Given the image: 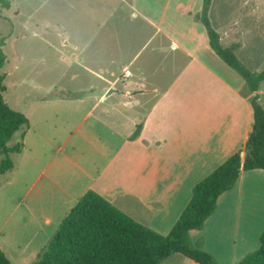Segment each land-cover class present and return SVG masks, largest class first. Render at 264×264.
I'll return each mask as SVG.
<instances>
[{
  "label": "crops",
  "instance_id": "0c3cea01",
  "mask_svg": "<svg viewBox=\"0 0 264 264\" xmlns=\"http://www.w3.org/2000/svg\"><path fill=\"white\" fill-rule=\"evenodd\" d=\"M81 2L85 22L76 29L62 24L63 91L35 94L28 111L19 109L29 125L8 142L12 146L23 133L22 151L10 153L14 167L0 173V200L8 198L9 213L10 205L11 212L19 209L29 229L46 230L57 228L92 189L165 235L193 186L244 146L253 123L250 97L259 100L261 83L256 92L243 93L244 79L209 45L196 17L202 5L194 11L184 0ZM239 20L226 18L214 27L234 52L243 46L236 39ZM126 68L131 75L124 77ZM256 170L242 171L203 227L191 230L192 244L219 264H237L250 242L259 245L262 231L248 240L249 223L228 211ZM11 253L21 254L19 248Z\"/></svg>",
  "mask_w": 264,
  "mask_h": 264
},
{
  "label": "trees",
  "instance_id": "16d2710c",
  "mask_svg": "<svg viewBox=\"0 0 264 264\" xmlns=\"http://www.w3.org/2000/svg\"><path fill=\"white\" fill-rule=\"evenodd\" d=\"M211 2L202 0V9L196 15L206 29L209 45L244 79L247 93L256 92L264 81V70H249L238 59L234 46L221 44L219 33L208 16ZM9 5L10 0H0L1 7L8 8ZM2 44L1 38L0 68L6 58ZM3 79L4 75L0 74V155H3L0 173L14 167L9 154L20 153L23 149V133L12 146L8 145L9 140L17 130L29 125L27 116L6 102ZM250 104L253 123L244 146L193 186L187 205L167 234H160L139 223L105 197L88 189L61 220L31 264H160L174 253L198 264H219L208 251L191 243L189 232L203 227L219 196L233 188L242 171L264 169V107L258 100V94L250 97ZM241 151L245 152L243 159ZM258 241V247L245 254L237 264H264V230ZM0 264H12L1 248Z\"/></svg>",
  "mask_w": 264,
  "mask_h": 264
},
{
  "label": "rangeland",
  "instance_id": "374dc122",
  "mask_svg": "<svg viewBox=\"0 0 264 264\" xmlns=\"http://www.w3.org/2000/svg\"><path fill=\"white\" fill-rule=\"evenodd\" d=\"M212 1L213 8L208 14L212 26L216 28V23L224 25V19L238 17L240 19L238 24L242 27L237 31L236 39L242 41L243 46L237 48L235 53L249 70H264V0ZM183 3L198 11L201 9L202 0H184ZM83 5L85 4L81 0L71 3L61 0H10L9 8L0 6V39L3 38L4 41L1 48L6 56L0 74L4 75L3 96L10 107L28 111V99L33 95L63 91L60 86L67 78L60 73L58 66L66 29L62 24L72 23L73 28L76 29V23L85 22L83 14H79L80 6ZM229 69L235 76L241 77L234 69L231 67ZM260 92L259 102L264 107V81L261 82ZM243 93H247L245 88ZM16 139L17 137L12 138L11 143ZM9 156L15 161L13 159L15 156L12 157L11 154ZM1 158L3 156H0ZM255 172L252 173V179L244 183V190L236 199L234 198L233 202L231 201V209L228 210L232 215L236 213L239 222L249 223L246 238L250 241L251 236L264 230V169ZM17 190L20 191L21 188ZM223 196H227V193ZM9 203L8 198L5 204L0 200V222L7 215L12 214L4 227L0 228V246L7 251L6 256L12 264H31L56 227L51 226L46 230L29 229L21 220L19 209L11 212L10 205L9 213ZM194 234L195 231L189 232V238ZM250 243L253 245L249 246L250 248L245 247L248 251L244 248V255L258 247L255 241ZM194 246L199 247L197 244ZM12 248H19L20 256L11 253ZM188 262L195 264L189 258L174 253L160 264H188Z\"/></svg>",
  "mask_w": 264,
  "mask_h": 264
},
{
  "label": "built area",
  "instance_id": "2783aa9c",
  "mask_svg": "<svg viewBox=\"0 0 264 264\" xmlns=\"http://www.w3.org/2000/svg\"><path fill=\"white\" fill-rule=\"evenodd\" d=\"M130 75H131V71H130V69H128V68L124 69V71H123V76H124V77H127V76H130Z\"/></svg>",
  "mask_w": 264,
  "mask_h": 264
},
{
  "label": "water",
  "instance_id": "95a60500",
  "mask_svg": "<svg viewBox=\"0 0 264 264\" xmlns=\"http://www.w3.org/2000/svg\"><path fill=\"white\" fill-rule=\"evenodd\" d=\"M244 155H245V152L244 151H241L240 152V156H241L242 159L244 158Z\"/></svg>",
  "mask_w": 264,
  "mask_h": 264
}]
</instances>
